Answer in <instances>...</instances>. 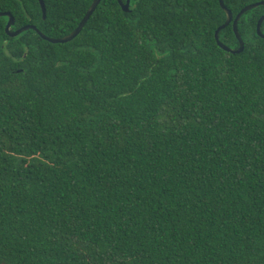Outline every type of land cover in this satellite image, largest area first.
I'll return each mask as SVG.
<instances>
[{
    "label": "trees",
    "instance_id": "obj_1",
    "mask_svg": "<svg viewBox=\"0 0 264 264\" xmlns=\"http://www.w3.org/2000/svg\"><path fill=\"white\" fill-rule=\"evenodd\" d=\"M44 1L0 11L94 2ZM263 15L236 54L220 0L0 16V264H264Z\"/></svg>",
    "mask_w": 264,
    "mask_h": 264
},
{
    "label": "water",
    "instance_id": "obj_2",
    "mask_svg": "<svg viewBox=\"0 0 264 264\" xmlns=\"http://www.w3.org/2000/svg\"><path fill=\"white\" fill-rule=\"evenodd\" d=\"M41 7H42V11H43V17L44 19H46L47 17V7H46V3L44 0H39ZM103 0H94L93 4L91 5V7L89 8L88 12L86 13L85 17L83 18V20L80 22L79 26L70 34L63 36V37H59V38H54V37H50L48 35H46L45 33H43L36 25L33 24H28L25 25L21 28L15 29L13 30V27L16 24V19L15 16L13 15V13H11L10 11H6V12H2L0 11V16L1 17H7L9 19L7 25H6V32L9 36L11 37H17L19 35H21L22 33L29 31V30H35L41 38H43L44 40H47L49 42L52 43H67L70 42L72 40H74L85 28L86 24L88 23L89 19L91 18V16L94 14V12L96 11V9L98 8V6L101 4ZM131 1L132 0H119V3L122 7V9L125 12H130L131 11ZM221 2V6L222 8L225 10V12L227 13V20L225 22V24H223L222 26H220L217 31H216V40L218 42V44L226 51L231 52V53H242L245 50L246 47V43L239 31V22L242 18V16L253 9H256L260 6H264V1L261 2H257V3H253V4H249L247 6H245L241 12L236 16H234L232 10H230L226 3L225 0H220ZM234 24V30L236 33V36L239 40L240 46L239 48H231L229 46H227L226 44H224L221 39H220V32L225 29L227 26H229L230 24ZM263 23H264V15L260 18L259 22H258V34L264 38V32H263Z\"/></svg>",
    "mask_w": 264,
    "mask_h": 264
},
{
    "label": "flooded vegetation",
    "instance_id": "obj_3",
    "mask_svg": "<svg viewBox=\"0 0 264 264\" xmlns=\"http://www.w3.org/2000/svg\"><path fill=\"white\" fill-rule=\"evenodd\" d=\"M8 21H9V19L7 18V23H8ZM7 25V24H6ZM13 30H15V29H13Z\"/></svg>",
    "mask_w": 264,
    "mask_h": 264
}]
</instances>
